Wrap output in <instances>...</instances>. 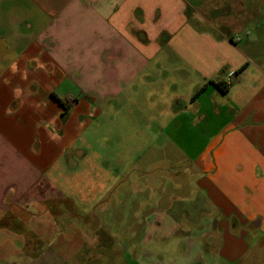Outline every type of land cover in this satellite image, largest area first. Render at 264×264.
Listing matches in <instances>:
<instances>
[{"label": "crops", "instance_id": "0c3cea01", "mask_svg": "<svg viewBox=\"0 0 264 264\" xmlns=\"http://www.w3.org/2000/svg\"><path fill=\"white\" fill-rule=\"evenodd\" d=\"M166 52L181 60L172 67L180 76L152 80ZM89 83H102L97 98L62 92ZM145 89L151 119L167 120L159 130L171 146L181 141L190 153L198 137L218 129L213 145L184 167L209 201L201 236L214 239L188 247L183 263L241 262L243 237L264 224V0H0V264L73 263L61 254L63 154L99 104H126ZM92 168L87 179L69 177L66 199L88 198L83 187L96 179L111 193L109 172ZM100 205L107 211L109 198ZM97 222L70 226L78 234L69 248L98 237ZM98 240L88 260L107 253Z\"/></svg>", "mask_w": 264, "mask_h": 264}, {"label": "rangeland", "instance_id": "374dc122", "mask_svg": "<svg viewBox=\"0 0 264 264\" xmlns=\"http://www.w3.org/2000/svg\"><path fill=\"white\" fill-rule=\"evenodd\" d=\"M159 60L162 61L158 65L161 72L153 71L152 80L166 74L173 75L175 80L180 76L175 68L172 71L174 65L181 64L177 56L166 52L154 62ZM82 75L86 78L85 73L76 76ZM231 78L232 74L225 80ZM65 87L62 92L67 90L72 98L93 99L103 86L89 83V89L84 86L76 90L71 84ZM146 95V89L138 90L126 104L119 98L99 104L100 112L91 119L89 129L63 154L56 176L64 195L60 209L66 213L60 219V228L67 231L60 242L66 243L61 254L72 257L70 264H76L75 261L77 264H184L188 247L193 252L199 245L211 243L207 240L214 239L211 234L201 236L209 201L196 184V174L187 175L184 167L194 166L193 160L201 156L209 144L213 145L216 135L211 134L218 129L209 131L204 138L198 137L190 153L180 148L181 141L176 140L171 146L167 132L159 130V124L165 126L167 120L151 119L154 111L150 110ZM163 150L167 153L163 154ZM91 165L94 173L96 170L109 172L110 180L113 178L109 180L111 193L103 194V185L94 178L98 183L92 185V189L83 187L82 194L88 198L76 195L75 199H66L71 188L69 177L78 181L87 179ZM104 197L109 198L107 211H101L100 202ZM160 208H163L161 212ZM92 220L98 221L100 239L93 234L84 238L82 245L70 249L72 238L76 239L78 233L69 232V227L89 229ZM85 239L90 241L86 243ZM96 240L107 246V253L101 254L98 260H88L86 251ZM219 240L221 236L217 235L216 245ZM243 241L248 250L237 264H264V224L261 229L250 228ZM71 253L76 254L74 259Z\"/></svg>", "mask_w": 264, "mask_h": 264}, {"label": "trees", "instance_id": "16d2710c", "mask_svg": "<svg viewBox=\"0 0 264 264\" xmlns=\"http://www.w3.org/2000/svg\"><path fill=\"white\" fill-rule=\"evenodd\" d=\"M218 86H219V89H220L221 91L224 92V91L226 90V85H225V86H221L220 84H218ZM203 87H204V86H203ZM203 87H201V88L199 89V92L203 90Z\"/></svg>", "mask_w": 264, "mask_h": 264}]
</instances>
